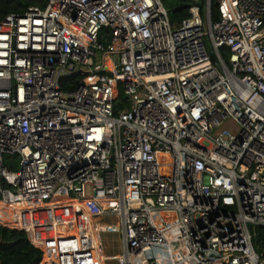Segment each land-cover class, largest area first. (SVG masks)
<instances>
[{"label":"built area","instance_id":"obj_1","mask_svg":"<svg viewBox=\"0 0 264 264\" xmlns=\"http://www.w3.org/2000/svg\"><path fill=\"white\" fill-rule=\"evenodd\" d=\"M41 1L0 21L11 229L41 263L105 264L107 216L118 264H264V0H214L213 23L212 0H183L179 22L165 0ZM60 204L72 219L52 235L17 225Z\"/></svg>","mask_w":264,"mask_h":264},{"label":"trees","instance_id":"obj_2","mask_svg":"<svg viewBox=\"0 0 264 264\" xmlns=\"http://www.w3.org/2000/svg\"><path fill=\"white\" fill-rule=\"evenodd\" d=\"M42 2L38 0V2ZM34 4V0H0V21L8 14L22 13L27 7ZM216 6L215 1L212 0L211 8V22L216 21ZM169 19L171 22H179L188 16L187 8H181L179 11H175L172 14L169 13ZM223 52V51H222ZM224 58V54H223ZM77 77H67L61 80L60 87L61 91L68 92L76 88ZM121 88L118 86L114 90L113 94V112L117 116L118 110L124 105V99L122 98ZM0 209V214L2 213ZM59 208L54 210L53 216L59 215ZM62 214V221L65 222L64 225L60 227H67L68 222L71 221V212L69 206L65 208ZM30 215H27L28 219L21 220L18 226L24 227L25 223L37 224L36 227H29L30 232L36 230L45 231L46 235H52L55 225L52 224L50 216L44 214L43 212L38 213L35 216H31V221L29 219ZM40 218L41 221L38 222L37 219ZM14 223L6 224L10 228L5 226H0V264H40L42 261V253L39 249L35 248L27 239L26 234L21 230L11 229V227H16ZM84 225V224H83ZM78 228H83V226L77 225ZM71 229L76 230V225H70ZM91 227V226H90ZM32 234V233H31ZM37 238V237H36ZM96 238V234H95ZM97 239V238H96ZM95 239V240H96ZM254 248L258 251L264 250V227L257 229L256 236L253 240ZM41 264H50L49 259L44 260Z\"/></svg>","mask_w":264,"mask_h":264},{"label":"rangeland","instance_id":"obj_3","mask_svg":"<svg viewBox=\"0 0 264 264\" xmlns=\"http://www.w3.org/2000/svg\"><path fill=\"white\" fill-rule=\"evenodd\" d=\"M163 7L172 14L175 11H179L184 8L183 0H165ZM228 130L235 134L238 127L233 123L227 124ZM86 194H89V189L85 190ZM44 213V212H43ZM51 213V211H46ZM60 213V212H59ZM64 215V213H62ZM97 224L103 225L100 234V249L104 255L105 264H118L117 256L120 255L122 245L119 233H117V220L114 217H101L94 220ZM112 224V225H111ZM111 229V230H110ZM115 241V242H114Z\"/></svg>","mask_w":264,"mask_h":264},{"label":"bare ground","instance_id":"obj_4","mask_svg":"<svg viewBox=\"0 0 264 264\" xmlns=\"http://www.w3.org/2000/svg\"><path fill=\"white\" fill-rule=\"evenodd\" d=\"M60 206H64V207H60L59 208L60 213L57 216H53L54 210L56 208L46 209L45 211L44 210H37V211H34V212H30L29 214H31L32 216H35L38 213L44 212V214H47L48 216H50V219L52 220V224L55 225V224H58L57 222H59V221L61 222L62 221V213L65 210V208L67 207L66 204L65 205L64 204H60ZM46 211H51V213H46ZM11 213H12V211L10 209L3 210L2 213L0 214V222H3L5 224L12 223V219H11L12 215H11ZM25 226L34 228V227L37 226V224H29L28 222H26ZM99 257H100V259H102V252L101 251L99 252Z\"/></svg>","mask_w":264,"mask_h":264}]
</instances>
